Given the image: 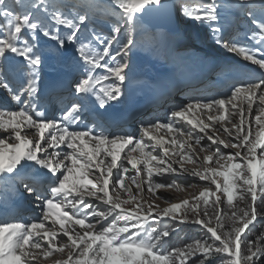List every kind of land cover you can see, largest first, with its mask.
Returning a JSON list of instances; mask_svg holds the SVG:
<instances>
[{
  "label": "snow or ice",
  "instance_id": "obj_1",
  "mask_svg": "<svg viewBox=\"0 0 264 264\" xmlns=\"http://www.w3.org/2000/svg\"><path fill=\"white\" fill-rule=\"evenodd\" d=\"M233 7L247 19L250 39L258 46L229 44L222 35H216V43L256 67H248L247 78L237 81L222 98L173 108L168 123H141L142 135L136 138L128 133H94L91 128L69 129L86 116L104 121L110 109L126 101L128 57L136 43L133 33L147 18L166 13V0H110L107 4L100 0L63 4L0 0V89L19 106L18 110H0V131L7 134V138L0 137V179L16 192L23 189L41 208L39 222L0 223V264H215L216 259L221 264H264V232L255 239L247 235L264 221V0H237ZM223 8L217 0H192L181 4V14L201 24L208 22L210 27L217 25L212 31L218 34ZM97 16L111 25L107 35L103 30L89 32V23ZM50 61L54 66L70 65L79 77L72 81L67 99L58 95L57 86L50 90L51 113L42 103L41 90V74ZM97 69L104 74L94 75ZM110 78L108 87H95ZM56 102L62 107L56 108ZM194 109L215 110L217 115L207 114L209 123L193 120L189 116ZM177 118L192 128L175 126ZM161 128L176 133L169 141L178 148L172 152L178 157L175 161L166 159L168 148L163 156L145 151V136L162 143V138L151 134ZM192 129L203 136L194 137ZM221 129L225 139L217 134ZM205 137L210 144H202ZM61 145L70 151H54ZM221 146L237 151L225 153ZM125 149L126 164L120 162ZM137 152L140 155L133 156ZM185 163L198 165L191 175L208 182L192 197L194 203L183 199L158 211L159 206L149 204L145 210L138 199L142 173L146 172L148 191L153 194L163 188L180 191L182 186L175 179L154 182L153 176L186 173ZM127 165L134 170L132 176ZM93 169L98 173L94 179L89 175ZM86 197L104 207L94 208ZM225 202L230 215L220 210ZM153 212L179 224L199 225L206 238L163 251L175 229L167 227L165 220L160 221L165 225L160 228L146 227L144 221Z\"/></svg>",
  "mask_w": 264,
  "mask_h": 264
},
{
  "label": "rangeland",
  "instance_id": "obj_2",
  "mask_svg": "<svg viewBox=\"0 0 264 264\" xmlns=\"http://www.w3.org/2000/svg\"><path fill=\"white\" fill-rule=\"evenodd\" d=\"M183 3H191L192 0H181ZM22 2H26V0H22ZM57 3L59 4H63V3H79L82 2V0H56ZM101 3H110V0H100ZM197 3H203L202 0H196ZM98 17V16H97ZM94 18V20L92 22L89 23V26L91 24H99L101 25V23L98 21V19ZM189 19V18H188ZM187 20V19H186ZM189 23L190 25H193L194 28V34H195V39L197 41L196 47L202 46L203 48H212L213 47V37L211 36V32H212V28L216 27L217 25H213V26H209L208 22H205L203 24H201L199 21H194L192 19H189ZM103 25V24H102ZM88 26V28H89ZM111 26V25H110ZM193 31V30H192ZM201 33V37L198 36V34ZM133 37L135 40V46L132 48L131 53L129 54L128 60H129V64L131 65L132 61L134 60L133 56H134V52L135 51H146L143 52V60L145 61L148 57L150 58H161L163 59L166 63L169 64H174L177 65L179 64L180 66L183 67L184 62H180V60L183 58L182 56L179 57V54L176 53V46L173 45V43L171 42V40H169L165 35H162L160 33L158 34H153L150 33L148 31H145L144 28L142 26L138 27L137 30L133 33ZM230 53V52H228ZM1 93L4 94L6 101H9L12 105V107L8 110V111H13V110H17L18 109V105L16 104V102L12 101L11 98L9 97V95L3 90L0 89V95ZM230 93V89L228 91H226L223 95H220L218 97H216L215 99H219L222 98L225 95H228ZM184 97L183 100L177 99V100H173L170 101V104L167 105V108H162L161 110H158L156 112H154L153 114H148L144 117H142L137 123L136 126V130L132 135H135L136 138H140V136L142 135L141 131H140V125L141 123H147L149 121H156L159 120L162 124L164 123H168L169 120V116L168 113L171 109L173 108H179V107H183L184 105H187L188 103H195L196 101H200L201 103H207L209 100H212V96L209 92L207 93H202V94H188L187 92L182 94ZM209 97L211 99H209ZM207 100V101H206ZM237 103H241V101L237 100ZM230 107V106H229ZM207 114H211V115H217V112L215 110H213L211 113H207V110H197L194 109L193 112L190 114L189 118L193 119V120H204L205 123H209V121L207 120ZM233 117H230V119H232ZM234 119L238 122L239 117L238 115L234 117ZM250 119V117L247 114V111L245 112V120H246V124L247 121ZM175 126H181L182 130H187L192 128L191 125L187 124L186 121H181L178 118L175 120ZM229 127H231V125H228ZM217 128H220V125H216ZM209 132L212 131V129L210 128L208 130ZM235 131V130H233ZM253 131H256V126L253 124ZM112 134V133H111ZM152 135L156 136L157 138H162V143L161 144H156V142L154 140H150L147 136L144 137V142L147 145L145 151H151L153 155L156 154H160L161 156H163V152H164V148H168L169 149V155L166 159H168L169 161H175L178 159L177 156L172 155V152L178 151V148L176 146H173L169 143V141L176 136V133L173 131L172 133H169L168 130L166 128H161L158 130H153ZM218 135H220V137L222 139H225V135L221 129V131L219 133H217ZM192 135L195 136H203V133H200L198 129H192ZM0 137L3 138H7V134L0 131ZM30 138L34 139L35 137L30 136ZM181 139H186V137H181ZM9 143L14 142L13 140L9 139L8 141ZM89 143H91L89 141ZM211 142L207 140V138L205 137L202 140V144H210ZM198 150V148H197ZM221 150L224 151L225 153L228 152H232L234 153L235 151H237V149H232V148H223V146H221ZM53 151V150H50ZM54 151H59L57 149H54ZM66 151H70L69 149L65 148L62 151H59L61 153H64ZM128 149H125L124 152H122L120 154L121 159L120 162L122 163H127L125 160V156L127 153ZM205 153H201V155H204ZM140 153H133V156H139ZM100 157H98L97 159H99ZM110 160V157L108 158ZM95 163V162H93ZM223 163V162H222ZM129 167V176H132L134 174V170L131 169L130 165H127ZM140 167L143 169L144 165L143 163L140 165ZM153 167L155 168V162H153ZM173 167H177L179 168V165L173 163ZM185 168H187L189 171L184 173V172H176V173H165L161 176H156L154 174L153 176V181L154 182H162L165 180L171 181L172 179H175L178 183L181 184V190L177 191L175 188H163V189H157L155 191V194H153L152 192L148 191V184H147V176H146V172L142 173V176L139 177V180H142V191L139 193L138 195V199L142 202L143 207L145 208V210H147L149 204H151L154 208H156V206H159L157 208V211L159 209H163L165 207H168L170 203H179L181 202L183 199H188L190 203H194V201L192 200L193 196H196L199 194V192L201 190H203V186L208 184L207 181H201L199 179V177L193 176L191 175V172L194 168H198L199 166L196 164H192V163H185L184 165ZM113 174H116V170L113 169ZM90 178H95V175H98V173L95 172V170L93 169V172H91L90 174ZM218 179H222V178H218ZM126 184H129L130 181L126 180L125 181ZM189 185H195V187H190ZM213 189L215 188V186H212ZM4 188H8V187H4ZM133 194L136 195V190L135 187L133 186ZM218 195H221L220 193H217ZM113 195H115V193H113ZM121 196L122 198H126L124 193L121 192ZM160 197H164L165 199H161ZM0 198H2V195H0ZM86 200H88L89 202L92 203L94 208H98V209H102L104 207V205L102 204V202L100 201H96L94 198H90V197H86ZM32 205L35 206V215H37V222L40 221L41 219V208L37 205V203H35L32 199H30ZM2 202V201H0ZM223 205H226V202L223 203ZM128 207H131V205H128ZM184 209H181V212H183ZM193 217L191 215V213H189V219L191 220ZM18 219V217H17ZM26 219V216H23L21 223H24ZM161 220H165L167 221V224H179L176 221H171L169 218L167 217H159L155 215V212L151 213L149 215V219L144 221V223H150V226L156 227V228H160V221ZM11 222V221H10ZM46 224L48 222H45ZM122 223V222H121ZM183 225H189L192 226L194 228L200 227L199 225H195L192 223H184ZM225 225H228L227 222H225ZM165 226V225H163ZM58 227V226H57ZM171 229H175L174 231L171 232L170 236H175L178 235L180 233L179 227L176 225H173V227H170ZM199 235V233H193L190 236V243H192L195 240H203V237ZM66 240V238H64ZM40 264H44L43 261L40 262Z\"/></svg>",
  "mask_w": 264,
  "mask_h": 264
},
{
  "label": "bare ground",
  "instance_id": "obj_3",
  "mask_svg": "<svg viewBox=\"0 0 264 264\" xmlns=\"http://www.w3.org/2000/svg\"><path fill=\"white\" fill-rule=\"evenodd\" d=\"M233 6L234 5H230V4L229 5H224L223 10H221V15L223 13H225L224 17H227V20L228 21H232L233 20L231 18V16L233 15L232 13H234L235 16H238L236 14V11H235V9H234ZM100 21H103L104 24H109L107 20L101 19ZM105 27H107V26H105ZM227 27H228V24H226L221 29L223 31H226ZM93 29H95L98 32L101 31V30H103V33L105 35L108 34V30H104L103 28L100 30L95 25H91V27L89 29V32H91ZM161 33L164 34L166 32H161ZM250 34H251L250 32L247 33V34H245L244 35V38L247 39V36L250 35ZM245 42L246 41L241 42V45L247 46V44ZM72 51H74V49ZM160 65H161V63H159V62H148V63H146L144 65H138L137 64V65H135V66H133V67L130 68L131 70L129 72V77H131L133 73H142L143 71L146 72V73H148L151 77H154V72H155L154 70L157 68V66H160ZM60 67H65V68L69 69L71 73L78 74V73H76V72H74L72 70V68H71L70 65L69 66H64V65L54 66L53 63L50 61L48 63V65H46L43 68V71H42V74H41V82L43 81V78H44V75H45V72L46 71H56ZM193 70H195V68H193ZM193 70H192V72H193ZM192 72L190 70H187L185 72V74H184V77L191 76V73ZM237 73H240L241 74V73H244V71H242V70H240L238 68L237 69ZM103 74H104L103 69H97L96 73H94V75H103ZM111 83H112V79L111 78L109 80H107V81H101V83L98 84L97 89L102 88V87H108ZM64 99H67V97H65ZM58 119H59V117H58ZM99 123H101V122H99ZM72 129H73V127H72ZM1 181H2L3 187H10L9 183H7L5 180L2 179ZM18 197H19V193L16 192V191H14V189H13L11 191H8V193L6 195L5 201L0 202V212H3V214L5 215V218L8 219L10 216L15 215L17 211H19V212L21 211L20 208H18V207L15 206V202L17 201ZM17 217L16 218H13V219H17ZM32 220H33V218L32 219L31 218H27V221L28 222L29 221H32Z\"/></svg>",
  "mask_w": 264,
  "mask_h": 264
},
{
  "label": "trees",
  "instance_id": "obj_4",
  "mask_svg": "<svg viewBox=\"0 0 264 264\" xmlns=\"http://www.w3.org/2000/svg\"><path fill=\"white\" fill-rule=\"evenodd\" d=\"M214 199V198H211ZM238 203V202H237ZM259 203V201H258ZM241 207H243V204H240ZM220 210L222 211V213H228L230 215L231 209L228 208L227 205H223L221 204L220 206ZM261 207H264V205H261ZM209 212L211 214V202L209 204ZM203 218V217H202ZM227 222V221H226ZM213 223H215V221H213ZM173 225H176L179 227L180 233L178 235L175 236H169L167 239V243L164 245V248L162 249L163 251H171L172 249H181L183 248L185 245L189 244L190 241V236L193 233H199L200 236L203 237V239H205V230L201 227H197L194 228L192 226L189 225H183V224H168L167 227H173ZM154 226V225H153ZM151 226V227H153ZM163 225L161 224L160 227H162ZM228 225H225V227H227ZM260 232H264V221H261L259 223H256L255 228L252 230V232L247 233L248 237L251 239H255V237L260 233ZM201 237V238H202ZM215 264H221L219 259L215 260Z\"/></svg>",
  "mask_w": 264,
  "mask_h": 264
},
{
  "label": "water",
  "instance_id": "obj_5",
  "mask_svg": "<svg viewBox=\"0 0 264 264\" xmlns=\"http://www.w3.org/2000/svg\"><path fill=\"white\" fill-rule=\"evenodd\" d=\"M168 11L160 16L147 18L144 23L149 24L153 30L156 28L168 29L170 31L178 28L179 18L173 0H166Z\"/></svg>",
  "mask_w": 264,
  "mask_h": 264
}]
</instances>
